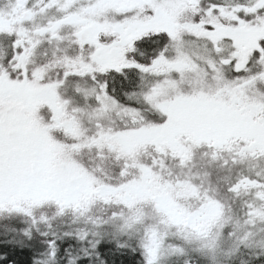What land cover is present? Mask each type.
Masks as SVG:
<instances>
[{
    "label": "snow or ice",
    "instance_id": "snow-or-ice-1",
    "mask_svg": "<svg viewBox=\"0 0 264 264\" xmlns=\"http://www.w3.org/2000/svg\"><path fill=\"white\" fill-rule=\"evenodd\" d=\"M0 264H264V0H0Z\"/></svg>",
    "mask_w": 264,
    "mask_h": 264
}]
</instances>
